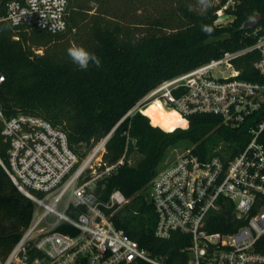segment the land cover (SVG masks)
<instances>
[{"label":"built area","instance_id":"2783aa9c","mask_svg":"<svg viewBox=\"0 0 264 264\" xmlns=\"http://www.w3.org/2000/svg\"><path fill=\"white\" fill-rule=\"evenodd\" d=\"M68 6L69 0H12L4 19L12 26L57 33L68 26ZM226 6L217 10L218 26L235 20ZM250 30L254 43L160 82L89 149L77 151L67 133L47 119L27 113L6 118L0 106L2 134L9 143L7 162L0 157V163L35 203L31 223L2 264H170L115 225L113 214L129 198L120 189L104 198L103 191L127 155L108 164L103 158L107 142L136 111L148 116L143 109L156 99L187 121L183 128L189 116L200 113L217 115L237 128L261 111L264 25ZM249 51L258 54L253 66L263 81L242 75L237 61ZM250 132L237 153L222 143L205 152L197 151L196 144L186 146L151 180L155 235L185 238L175 256L182 264H264V118L254 119ZM217 224L228 230L210 229Z\"/></svg>","mask_w":264,"mask_h":264},{"label":"trees","instance_id":"16d2710c","mask_svg":"<svg viewBox=\"0 0 264 264\" xmlns=\"http://www.w3.org/2000/svg\"><path fill=\"white\" fill-rule=\"evenodd\" d=\"M10 1L0 0L4 116L27 113L47 119L67 133L77 151L106 136L160 82L254 43L256 36L242 28L245 21L261 14L260 25H264V0H212L206 12L198 0H69L68 26L54 33L35 26H12L4 19ZM159 1L162 4L157 5ZM225 5L235 20L218 26L217 10ZM202 25L212 26L213 33L205 34ZM72 46L94 53L101 66L80 69L68 55ZM257 58L256 51H249L237 61L244 78L263 81L253 66ZM143 111L153 124L136 111L107 142L103 158L108 164L125 153L129 157L138 152L141 157L135 164L127 159L109 177L103 197L122 190L129 201L113 214L115 225L152 254L163 255L170 264H182L175 256L185 238L179 233L169 239L155 235L157 216L148 195L151 180L168 149L183 141L203 152L229 144L237 153L252 136V121L264 118V107L237 128L227 126L217 115L200 113L189 116L186 128L181 127L187 125L181 116L176 125L165 129L155 123L149 109ZM2 129L0 118V157L7 162L9 143ZM34 211L33 200L16 187L0 163V264L31 223ZM210 229L228 230L221 224Z\"/></svg>","mask_w":264,"mask_h":264},{"label":"clouds","instance_id":"9594fccd","mask_svg":"<svg viewBox=\"0 0 264 264\" xmlns=\"http://www.w3.org/2000/svg\"><path fill=\"white\" fill-rule=\"evenodd\" d=\"M198 3L202 12H206L212 7V0H198ZM201 27L202 31L207 35H211L214 31L213 27L210 25H202ZM67 52L72 61L82 70H87L90 64L95 65L96 67L101 66L102 62L100 58L83 47L72 46L68 48ZM2 80L3 77H0V81Z\"/></svg>","mask_w":264,"mask_h":264},{"label":"bare ground","instance_id":"6f19581e","mask_svg":"<svg viewBox=\"0 0 264 264\" xmlns=\"http://www.w3.org/2000/svg\"><path fill=\"white\" fill-rule=\"evenodd\" d=\"M147 109L154 114L155 123L165 129H170L180 121L181 115L159 99L153 100Z\"/></svg>","mask_w":264,"mask_h":264},{"label":"rangeland","instance_id":"374dc122","mask_svg":"<svg viewBox=\"0 0 264 264\" xmlns=\"http://www.w3.org/2000/svg\"><path fill=\"white\" fill-rule=\"evenodd\" d=\"M160 4H162L161 1H159L157 5H160ZM191 145H192L191 143H188L187 141H183L182 143H179L176 146L170 147L168 151L166 152L164 159L160 163V168L167 166L169 163H171V161L175 160L177 155L180 152H182L186 146H191ZM140 157H141L140 153L134 152L131 156L129 157L127 156V159L129 163L135 164L140 159Z\"/></svg>","mask_w":264,"mask_h":264},{"label":"water","instance_id":"95a60500","mask_svg":"<svg viewBox=\"0 0 264 264\" xmlns=\"http://www.w3.org/2000/svg\"><path fill=\"white\" fill-rule=\"evenodd\" d=\"M261 19H262V15L261 14H257L253 18L245 21L244 24H243V26H242V28L243 29H246V30L247 29H252V28L256 27L259 24V22L261 21Z\"/></svg>","mask_w":264,"mask_h":264}]
</instances>
